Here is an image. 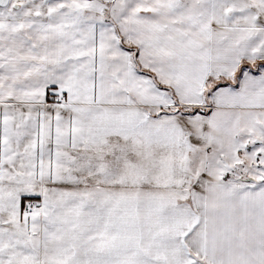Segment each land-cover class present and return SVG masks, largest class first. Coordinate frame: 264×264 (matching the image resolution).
I'll return each instance as SVG.
<instances>
[{
	"label": "snow or ice",
	"instance_id": "obj_1",
	"mask_svg": "<svg viewBox=\"0 0 264 264\" xmlns=\"http://www.w3.org/2000/svg\"><path fill=\"white\" fill-rule=\"evenodd\" d=\"M0 264H264V0H0Z\"/></svg>",
	"mask_w": 264,
	"mask_h": 264
}]
</instances>
